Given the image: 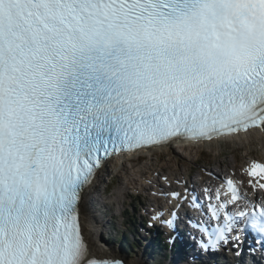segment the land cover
Here are the masks:
<instances>
[{"label":"snow or ice","instance_id":"obj_1","mask_svg":"<svg viewBox=\"0 0 264 264\" xmlns=\"http://www.w3.org/2000/svg\"><path fill=\"white\" fill-rule=\"evenodd\" d=\"M257 134L264 0H0V264H127L98 256L82 227L99 173ZM201 171L217 184L161 192L199 213L200 252H264V160ZM170 215L152 220L175 229Z\"/></svg>","mask_w":264,"mask_h":264},{"label":"rangeland","instance_id":"obj_2","mask_svg":"<svg viewBox=\"0 0 264 264\" xmlns=\"http://www.w3.org/2000/svg\"><path fill=\"white\" fill-rule=\"evenodd\" d=\"M254 159H264V149L259 143L236 145L225 142L185 150L173 148V150H168L161 155L153 154L144 160L125 162L123 163L125 170L120 169V167L115 170L107 166L108 169L100 177L98 195L87 193L95 217L103 222L99 238H102L103 245L116 250L121 259L130 261L134 258L143 257L144 264H160L153 260L150 257V252H147L142 246L143 244H140L142 240L133 236L132 228L126 227L128 224L127 212L132 213L130 211L133 208L134 200L144 203L147 200L143 201L140 197L148 195L146 193L147 187L157 188L160 184L155 179L157 173L163 174L160 177L173 176L169 178L171 187L179 188L183 185L184 176L189 173H191L192 178L201 179L200 176L205 175L201 168L207 167L209 169L207 165L217 166L222 163L224 165L223 174L235 172L237 176H240L242 170L246 168L245 166ZM177 177L182 178L180 184L175 182ZM149 179L155 183L149 182ZM105 186L107 188L104 190L103 187ZM151 190L153 189H149L150 192ZM122 234L128 236V244L132 243L133 246L126 247L123 245L119 238Z\"/></svg>","mask_w":264,"mask_h":264},{"label":"bare ground","instance_id":"obj_3","mask_svg":"<svg viewBox=\"0 0 264 264\" xmlns=\"http://www.w3.org/2000/svg\"><path fill=\"white\" fill-rule=\"evenodd\" d=\"M260 137H261V134H257L255 142L259 143L262 146V149H264V139H261ZM235 144L238 145V144H241V143H235ZM212 145H218V144H212ZM198 146L208 147L210 145H198ZM185 149H192V148L191 147H186V148H184V150ZM155 150H156V152L157 151H162L163 153H165L166 151L168 152V150L170 151V150H173V149L172 148L171 149L165 148V149H155ZM144 154H146V153H144ZM147 154L150 155L151 152H147ZM137 156L138 155H132V159L129 160V161L130 162L137 161L138 160V159H136ZM107 166L112 168V169H115V170H117L119 167H120V169L125 170V168L123 167V162L121 161L120 158L112 160ZM107 166L101 173H99V175H98V177H97L95 182H97L100 179L101 175L108 169ZM245 167H247V166H245ZM98 185H99V182H98ZM104 188H107V186L103 187V189ZM87 192L85 193L84 199H85V204H86V206L89 209V212H88L87 215H83L81 217V222H82V227H83L84 233H85L86 236H88L91 239V242L93 244V250L98 256H106V257L115 256L116 258H120V254L117 253L116 250H113L111 247H107L105 244H104L105 245L104 246L103 242L101 241L102 238L101 239L99 238L100 232L102 231L103 222H102V220L99 221L95 217L94 211H92L91 206H90V201L91 200H90ZM151 193H152V197H155L154 196L155 192L153 190H151ZM97 195H98V193H97ZM136 204L137 203H135V206H136ZM137 206H138V204H137ZM137 208H140V207H137ZM127 264H144V259H143V257L142 258H134V259L128 261Z\"/></svg>","mask_w":264,"mask_h":264},{"label":"trees","instance_id":"obj_4","mask_svg":"<svg viewBox=\"0 0 264 264\" xmlns=\"http://www.w3.org/2000/svg\"><path fill=\"white\" fill-rule=\"evenodd\" d=\"M133 205V204H132ZM127 214L129 215V219L130 220H128V222L129 221H131V219H133V215H132V213H129V212H127ZM125 235V239H124V241H123V239H122V237H123V234L122 235H120V239L123 241V244L125 245V246H127V247H130V245L128 244V242H129V238H128V236L126 235V234H124ZM128 244V245H127ZM157 245H159V246H161V247H164L162 244H160V243H156Z\"/></svg>","mask_w":264,"mask_h":264}]
</instances>
